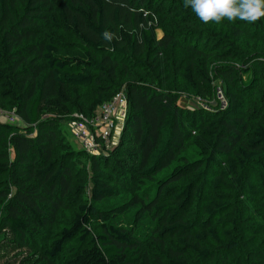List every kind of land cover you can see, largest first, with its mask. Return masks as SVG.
I'll return each instance as SVG.
<instances>
[{"label":"trees","instance_id":"1","mask_svg":"<svg viewBox=\"0 0 264 264\" xmlns=\"http://www.w3.org/2000/svg\"><path fill=\"white\" fill-rule=\"evenodd\" d=\"M245 34L264 44V17L205 24L184 0H0V109L27 125L0 120V227L34 264H264V50L245 55ZM182 35L209 50L202 63L164 57ZM213 54L233 61L214 70L223 108ZM80 88L90 104L73 102ZM121 92L116 146L93 155L61 137ZM185 94L206 106L180 105Z\"/></svg>","mask_w":264,"mask_h":264},{"label":"rangeland","instance_id":"2","mask_svg":"<svg viewBox=\"0 0 264 264\" xmlns=\"http://www.w3.org/2000/svg\"><path fill=\"white\" fill-rule=\"evenodd\" d=\"M162 18H164V16H162ZM157 33H158L159 37H162L164 34L161 29H159ZM186 35H190V34H186ZM186 35H182V37H180L176 40V45L174 46V48L169 47L166 50H164L163 51L164 57L172 58V60H173L175 54L177 52H179V57L191 55V56L197 58L198 59L197 61L202 63L201 53H203L204 55H207V54L209 55V50H205L206 48L204 46H200L199 44H197V40L199 38L198 36L191 35L189 38H185L184 36H186ZM244 37H246L245 38L246 40H243L244 43H246L248 41L249 45H251L250 47L246 46V48L240 47V49H242V51L245 52L244 53L245 55H247V56L251 55L252 53H250V52H252L251 49H253V47H255V48L258 47L260 51L264 50V46H262L264 44L258 38L252 37L250 34H245ZM189 39H193L194 43L191 44L189 42ZM170 49H173V52H171ZM179 49H181V50L179 51ZM239 61H243V60H239ZM235 63H236V66H238V67L243 65L242 62L236 61ZM228 64H233V61H231V59L230 60L221 59L218 56H216V54H213L208 60V66H209L208 69H209L210 75H211L213 81L215 82V84H217L218 87L220 88V98H219L218 105L221 108L226 107L228 105V103H227L228 100H227V96L225 93V88H224V91L222 90V87L224 85L222 84L221 81H218V79L215 76L214 70H215V67L218 65H228ZM258 76H259V78L261 77L259 80L260 84L264 86V73L262 70L258 69ZM250 93L251 92H247L246 95H248V96L243 97L245 99L244 101H246L248 104H249L248 98L250 97ZM92 95H93V91H91L90 89L80 88V89H78L77 92H73L71 97L73 99V102H75V103L80 101V103L90 104ZM124 95H125V93H124ZM125 98H126V95H125ZM188 98H189V96L187 94H185L184 97L180 99V105H182L184 107H191V106L197 105L195 103H192L191 100ZM195 102H198L199 106H202V107L206 106L205 103H202L198 99H195ZM213 105H216V104H213ZM0 106L3 107L4 105L2 103H0ZM4 107H8V106H4ZM207 107L212 108L210 106H207ZM6 112H11V113H14L16 115V122H15L16 125H19L21 127L27 126L25 124V122L23 121V119L18 114H16V112L14 110L13 111L7 110ZM57 115L59 116V118L63 117V114H61V113L57 114ZM57 115H52L49 117H56ZM78 115H80V114L76 113L72 116H75L77 121H82L81 118L78 117ZM121 115L122 114H120V116ZM125 119L126 118H121L120 120H118V127L120 129L119 139H120V137H122V131L124 128ZM59 131L61 133V137L62 136L65 137V139L68 142H70V145L73 147V149L75 151L83 149L78 145V141L72 135L71 128H69L67 125H66V127L59 126ZM108 145L111 146V143L106 144V146H108ZM71 152H74V151H71ZM12 154H13V151H12ZM80 155L81 154H78L79 157H76L74 163H75V166L77 167L78 171L79 172L82 171V174H80L81 181L88 184L90 177H91V175L89 174L88 169H87L88 159L83 157V156L80 157ZM114 166H116V163H112L111 166L109 167V169H104L102 167L104 169L103 170L104 173L107 175V177L109 179H115L116 175H114V173L112 172V169ZM126 183H127V181L125 179H121V183H118L115 185H116V187L123 189V186L126 185ZM248 183H249L248 186L250 187V189H255L256 184H258L257 177L255 175L249 176L248 177ZM252 191H255V190H252ZM207 193L213 194L214 192L211 189H206V191H204V195L207 196ZM226 193L229 196H232V197L235 196L234 194L232 195L231 193H228V192H226ZM247 197L252 198L253 196H247ZM239 199H242V197ZM255 199H257V198H255ZM255 199L253 201H256ZM231 212H232V210H230L229 212L221 213V215H219V219L221 221L226 220L230 215L229 213H231ZM62 214L64 215L65 212H62L61 215ZM70 218H71L70 213H68L64 216L63 219L68 220ZM207 245H208V243H207ZM210 245L214 246L212 244H210ZM35 260H36L35 254L30 249H26V248L21 247L14 240V238L11 236V234L9 233V231L7 229L0 227V264H34Z\"/></svg>","mask_w":264,"mask_h":264},{"label":"built area","instance_id":"3","mask_svg":"<svg viewBox=\"0 0 264 264\" xmlns=\"http://www.w3.org/2000/svg\"><path fill=\"white\" fill-rule=\"evenodd\" d=\"M198 100L201 101V99ZM126 111L127 99L121 92L111 101L103 103L92 118L78 115L82 121H77L76 117L73 116V120L68 122L67 126L71 128L73 137L84 149L93 155H98L102 148V142L105 145L111 143L112 147L118 144L120 136L118 120L126 118ZM120 114L122 115L120 116ZM0 120L16 124V115L0 109ZM111 146L108 145L107 147Z\"/></svg>","mask_w":264,"mask_h":264},{"label":"clouds","instance_id":"4","mask_svg":"<svg viewBox=\"0 0 264 264\" xmlns=\"http://www.w3.org/2000/svg\"><path fill=\"white\" fill-rule=\"evenodd\" d=\"M184 6L205 24L224 19L254 23L264 17V0H184ZM104 37L111 39L108 32Z\"/></svg>","mask_w":264,"mask_h":264}]
</instances>
